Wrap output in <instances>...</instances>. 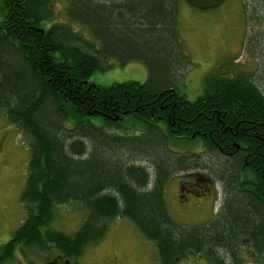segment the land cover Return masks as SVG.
Listing matches in <instances>:
<instances>
[{"label": "trees", "instance_id": "obj_1", "mask_svg": "<svg viewBox=\"0 0 264 264\" xmlns=\"http://www.w3.org/2000/svg\"><path fill=\"white\" fill-rule=\"evenodd\" d=\"M182 2L65 0L67 23L60 24L52 21V0H0V109L29 149L20 196L25 217L0 247V264L18 247L53 248L55 259L71 264L118 219L154 243L159 264L189 253L238 263L242 248L264 258V203L231 201L225 214L196 227L178 224L168 210L166 184L189 162L170 147L197 141L213 165L199 155L195 164L219 171L223 112L230 122L239 114L251 119L259 109L264 115L253 76L222 71V64L194 102L179 93L189 66L177 32ZM241 5L254 25H264V0ZM110 61L141 62L147 80L108 88L87 82L111 68ZM229 177L234 180L233 171ZM67 204L84 211L70 235L50 227L55 207Z\"/></svg>", "mask_w": 264, "mask_h": 264}, {"label": "rangeland", "instance_id": "obj_2", "mask_svg": "<svg viewBox=\"0 0 264 264\" xmlns=\"http://www.w3.org/2000/svg\"><path fill=\"white\" fill-rule=\"evenodd\" d=\"M242 0H225L218 8L200 11L182 2L177 11V32L188 57L189 66L182 73L179 81V93L194 102L204 93L205 79L223 65V70L244 72L253 76L259 88L264 87V25L256 26L249 20L241 5ZM257 7V6H256ZM65 0H52L54 23H67ZM257 20V19H256ZM253 21V20H252ZM77 29V26H73ZM259 28V29H258ZM91 36L84 30V35ZM111 68L101 72L95 71L87 82L102 88L114 84L147 80V69L141 62H132L124 67L110 61ZM222 64V65H221ZM116 133H121L116 132ZM127 134V131L125 132ZM131 134V132H128ZM195 142H180L170 149L174 152H194L187 156L191 162L200 156L207 162L209 154L202 152ZM29 161V149L22 139L19 130L9 124L0 109V247L6 244L13 232L20 226L25 217V209L20 196L25 187L26 167ZM195 169V168H193ZM186 172L178 174L166 188V203L170 216L180 225L191 227L202 221L194 217L181 216L177 201L179 181H189ZM192 178V179H191ZM192 181L193 177H191ZM195 201V200H193ZM196 202V201H195ZM213 205V204H212ZM205 210L214 211L210 203ZM184 211V210H183ZM84 211L76 204L56 206L51 228L64 234H72L81 225ZM57 257L53 248L45 251L16 248L10 261L3 264H47ZM224 258L222 264H264L262 256L256 257L248 250L238 257V263ZM63 260H60L62 264ZM159 264L153 242L143 238L126 219L114 221L108 228L106 236L97 244L87 246L77 260L71 264ZM175 264H214L198 256L188 255L177 259Z\"/></svg>", "mask_w": 264, "mask_h": 264}, {"label": "flooded vegetation", "instance_id": "obj_3", "mask_svg": "<svg viewBox=\"0 0 264 264\" xmlns=\"http://www.w3.org/2000/svg\"><path fill=\"white\" fill-rule=\"evenodd\" d=\"M258 89L264 96V87ZM251 113L253 114L251 119L239 114L233 122H230L227 114L223 112L222 119L219 121L222 131L219 142L223 146L220 145L217 149L219 157L222 158L219 159L222 162H218V166L223 165V167L219 171L213 170L210 168L212 166L204 163L203 167H200L189 160L186 169L176 172L171 177L170 183L182 172H186L190 178H195L192 181H190L192 178H189V181H179L176 195L179 207L183 208L180 212L181 216L189 219L194 217L202 221L191 227L208 225L215 218L225 214L229 202H235L237 199L258 200L264 203V115L262 116L261 109ZM231 131H233L232 136L228 135ZM199 147L202 152L208 153L206 148L201 145ZM211 161L213 160H209L207 164L213 165ZM232 171L234 180L229 177ZM164 197L166 200V188ZM207 203L214 208L212 213L205 210ZM248 238L243 236L239 239L247 241ZM245 250L251 252L250 248H242L239 256L244 255ZM197 256L206 262L203 255ZM47 264H60V260L53 259ZM62 264L69 263L63 261Z\"/></svg>", "mask_w": 264, "mask_h": 264}, {"label": "water", "instance_id": "obj_4", "mask_svg": "<svg viewBox=\"0 0 264 264\" xmlns=\"http://www.w3.org/2000/svg\"><path fill=\"white\" fill-rule=\"evenodd\" d=\"M224 1L225 0H184L187 5L200 11L218 8Z\"/></svg>", "mask_w": 264, "mask_h": 264}]
</instances>
